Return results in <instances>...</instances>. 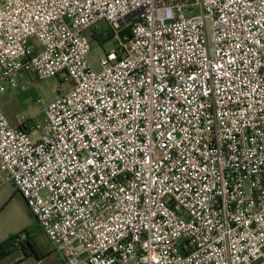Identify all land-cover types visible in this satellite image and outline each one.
Returning <instances> with one entry per match:
<instances>
[{
  "label": "built area",
  "instance_id": "built-area-1",
  "mask_svg": "<svg viewBox=\"0 0 264 264\" xmlns=\"http://www.w3.org/2000/svg\"><path fill=\"white\" fill-rule=\"evenodd\" d=\"M61 74L0 161L66 264H264V0H0V96Z\"/></svg>",
  "mask_w": 264,
  "mask_h": 264
},
{
  "label": "rangeland",
  "instance_id": "rangeland-1",
  "mask_svg": "<svg viewBox=\"0 0 264 264\" xmlns=\"http://www.w3.org/2000/svg\"><path fill=\"white\" fill-rule=\"evenodd\" d=\"M92 31L96 35L102 34L104 40L101 39V42L92 48L88 61L95 72H101L103 70L101 59L116 45L113 38L109 37L108 24L105 21L98 22ZM73 86V82L65 80L63 74L45 79L25 75L19 79L17 89L9 90L0 96L4 114L11 123L43 121L47 106L58 94L69 92ZM8 183L7 173L4 170L0 171V228L8 238L31 230L32 234L38 235V245L46 255L39 259L34 256L24 258L22 252L14 251L1 260L0 264H66L43 231L39 234L34 233V228L31 227L35 223V218L20 195L9 189ZM19 260L22 261L17 263Z\"/></svg>",
  "mask_w": 264,
  "mask_h": 264
},
{
  "label": "trees",
  "instance_id": "trees-1",
  "mask_svg": "<svg viewBox=\"0 0 264 264\" xmlns=\"http://www.w3.org/2000/svg\"><path fill=\"white\" fill-rule=\"evenodd\" d=\"M115 28H108L109 37H113ZM92 35L98 42H101V39L104 40L102 34H95L92 31ZM34 228V233H41L42 229L38 222L35 220L34 225L31 227ZM37 236L32 234L31 230L24 232L22 235L11 236L4 242L0 244V261L5 259L7 256L11 255L14 251L22 252L24 258L36 257L37 259L44 257L46 254L39 247L37 242ZM22 260H19L20 263Z\"/></svg>",
  "mask_w": 264,
  "mask_h": 264
},
{
  "label": "crops",
  "instance_id": "crops-1",
  "mask_svg": "<svg viewBox=\"0 0 264 264\" xmlns=\"http://www.w3.org/2000/svg\"><path fill=\"white\" fill-rule=\"evenodd\" d=\"M10 122V121H9ZM10 124L12 125V126H19L21 123H19V122H10ZM4 170L5 171V169H4V167H3V164H2V162L0 161V171H2V170ZM6 172V171H5ZM7 173V172H6ZM7 179H8V181H9V183H8V185H9V189L14 193V194H19L20 195V193L18 192V190L16 189V187L11 183V181H10V179H9V176H8V174H7ZM20 197L22 198V196L20 195ZM22 200L24 201V199L22 198ZM24 203H25V201H24ZM26 204V203H25ZM10 238V237H9ZM8 239V237L3 233V231H2V229L0 228V244L2 243V242H4L5 240H7Z\"/></svg>",
  "mask_w": 264,
  "mask_h": 264
}]
</instances>
